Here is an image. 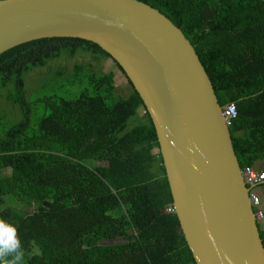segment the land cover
I'll return each instance as SVG.
<instances>
[{"label": "trees", "instance_id": "obj_1", "mask_svg": "<svg viewBox=\"0 0 264 264\" xmlns=\"http://www.w3.org/2000/svg\"><path fill=\"white\" fill-rule=\"evenodd\" d=\"M139 1L181 29L219 104H235L229 131L240 168L264 161V0ZM63 52L114 61L75 37L0 54V98L21 115L12 125L0 121V218L17 225L24 264H196L176 214L166 212L173 201L154 126L115 61L129 95H115L112 71L76 64L69 83L84 89L47 97L31 126L24 76Z\"/></svg>", "mask_w": 264, "mask_h": 264}, {"label": "water", "instance_id": "obj_2", "mask_svg": "<svg viewBox=\"0 0 264 264\" xmlns=\"http://www.w3.org/2000/svg\"><path fill=\"white\" fill-rule=\"evenodd\" d=\"M51 37L97 44L139 94L195 263L264 264L222 106L181 29L139 0H0V54Z\"/></svg>", "mask_w": 264, "mask_h": 264}, {"label": "rangeland", "instance_id": "obj_3", "mask_svg": "<svg viewBox=\"0 0 264 264\" xmlns=\"http://www.w3.org/2000/svg\"><path fill=\"white\" fill-rule=\"evenodd\" d=\"M76 64L81 65L86 70H95L96 72L112 71L114 73L116 96L126 97L132 92L126 78L111 59L106 57L97 59L91 54L85 53L68 56L66 52H63L60 57L50 60L47 65L36 68L24 76L27 101L32 106L31 126L36 127L38 119L46 113L43 101L47 97L54 95L72 98L80 89H84L83 85L72 87L69 83L73 78ZM20 118L18 106L10 103L5 98H0V121L7 126L12 125ZM134 125L135 118L129 120L127 129L132 128ZM254 190L259 194L264 209V185L257 186Z\"/></svg>", "mask_w": 264, "mask_h": 264}, {"label": "built area", "instance_id": "obj_4", "mask_svg": "<svg viewBox=\"0 0 264 264\" xmlns=\"http://www.w3.org/2000/svg\"><path fill=\"white\" fill-rule=\"evenodd\" d=\"M221 114L225 125L229 128L232 125L233 120L237 117L235 104L228 103L222 107ZM241 177L244 183L249 187V198L255 219L261 223L264 219V210L262 208L260 196L254 188L264 183V170H257L253 166H245L244 168H241ZM166 211H173V207H167Z\"/></svg>", "mask_w": 264, "mask_h": 264}, {"label": "clouds", "instance_id": "obj_5", "mask_svg": "<svg viewBox=\"0 0 264 264\" xmlns=\"http://www.w3.org/2000/svg\"><path fill=\"white\" fill-rule=\"evenodd\" d=\"M144 112L145 111H143V113ZM261 185H264V183H262ZM248 194H249V187H248ZM171 212H174V207H173V211ZM255 221L257 223V226H259V224L263 226L264 219L261 223L258 222L256 219ZM0 264H24V249L22 247L21 239L18 235L17 225L3 218H0Z\"/></svg>", "mask_w": 264, "mask_h": 264}, {"label": "crops", "instance_id": "obj_6", "mask_svg": "<svg viewBox=\"0 0 264 264\" xmlns=\"http://www.w3.org/2000/svg\"><path fill=\"white\" fill-rule=\"evenodd\" d=\"M254 168L258 169V170H263L264 169V161H258L256 163V165L254 166ZM261 168V169H260Z\"/></svg>", "mask_w": 264, "mask_h": 264}]
</instances>
